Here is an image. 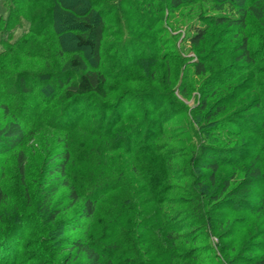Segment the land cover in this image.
Here are the masks:
<instances>
[{
    "label": "rangeland",
    "instance_id": "rangeland-1",
    "mask_svg": "<svg viewBox=\"0 0 264 264\" xmlns=\"http://www.w3.org/2000/svg\"><path fill=\"white\" fill-rule=\"evenodd\" d=\"M121 1L115 0L112 6L119 7L118 15L112 12L106 18L109 28L102 46L105 53L102 62L107 76V98L101 100L93 94L79 99L89 98L92 107H95L92 115L100 114L102 104L107 103V109L110 111L114 110V105H123L121 116L125 115V124H128L131 118L140 120L145 108L150 109L154 126L163 130L156 138V147L159 145L163 152L159 150L157 155L147 153L134 158L119 151L113 156L115 152H98V155L94 152L91 159L79 156L74 167L68 168V172H71L68 177L71 184L80 182L84 188L93 185L108 186L105 192L97 196V211L92 220L81 219L83 200L73 205L63 197L67 192L65 187L60 189L51 203L45 202L40 193V188L53 182L54 178L47 173L50 172L51 161L60 159L57 157L65 146L64 134L52 132L53 130L47 127L28 141L23 148L28 158L23 180L15 158L0 156V189L4 194L0 203V243L6 239L3 241L6 245L5 254L13 259L17 256V259L10 260L8 264H70L71 262L67 261L73 257V261L80 260L82 256H77L76 260V253L74 250L69 252V249L71 241L82 238L83 233L86 234V239L89 237L96 242V249L103 253V264H170V261L174 264H183L185 261H190V264H229L232 260L235 262L242 248L249 244L256 228H264V217L260 218L261 220L256 219L258 216L255 212L236 211L230 207V204L235 202L230 201L229 189L242 185V180L247 177L245 169L249 159L238 161L239 168L234 178V172H231L229 167H222L216 174V183L211 184L210 169L204 166L205 160L198 158V146L201 141L199 133L197 132L194 138V130L189 127V121H193V128H198L199 123L204 121L200 114L193 118V112H196L194 107L202 97L204 87L208 88L205 83L217 72V67L227 65L232 57L240 53L237 46L242 35L232 36L227 33L225 26H219L218 30L222 33L217 34L212 41H218L219 50L223 51L212 62L213 71L207 70L203 74H197L193 69L186 68L191 61L197 59L199 50L188 41L187 33L198 14L203 11L205 14L213 12L212 7H209L210 2L198 0L199 3L189 4L185 9H180V14L168 18L167 12L160 11L158 7L161 0H131L132 5L128 8H124L120 4ZM99 2L100 7H107L108 0ZM162 3L166 6L164 1ZM260 3L264 8V0ZM27 12H31L30 8ZM0 15H5L1 0ZM73 23L63 22L65 33L76 32L71 28ZM113 28L116 32L111 33ZM242 31L249 36L248 45L251 52L254 49L259 50L261 45L264 46V17L257 20L247 16ZM210 36L211 32L206 42L201 44L206 50L211 47ZM152 38H155L154 43H148ZM221 38L223 45L219 43ZM141 40H144L143 44L147 42L149 48L144 51L143 57H137L142 48ZM74 43V40L69 38L56 42L52 48L50 43L45 42V56L31 57L28 60L35 64L36 70L45 67L68 70L71 69L69 61L78 58L83 64L82 69L79 68L78 71H85L93 66L92 57L87 49L76 48ZM132 51L138 54L131 57L138 64L128 66L130 71L125 76H114L118 69L114 63L116 56L122 59L124 53ZM223 53L226 54L222 55ZM254 53L257 56L255 67H264V52ZM46 63H49V66H45ZM256 76L257 79H264V74ZM245 78L247 76L244 74L233 81L229 88L218 89L216 96L209 101L220 97L219 95L234 93L231 90L243 83ZM183 87L187 89V98L179 95ZM161 93L169 94V100L165 101L160 109H156L152 106L153 103L158 104L161 101ZM244 94L246 100L250 101L256 92L249 89ZM241 102L239 97L236 98L230 106L225 107L224 112L213 119L224 120ZM69 103L72 102H57L53 108H57L58 114L61 115ZM68 107H73L71 111L75 109L72 105ZM82 108L83 105H79L76 110L81 112ZM1 111L0 109V122L3 114ZM250 111L254 113L256 110ZM119 116L117 114L115 119H119ZM201 125L205 130L204 124H200L199 130ZM128 130L129 126L117 135H128ZM189 135L195 142L193 140V143L188 145ZM214 135L217 137H211V141L223 140L216 132ZM88 137L87 133L78 132L71 135L70 139L88 152L92 139L101 141V138L96 136H90L91 140H88ZM232 141V147L246 142L256 145L258 142L255 140L251 143V138L242 139L237 143ZM101 170L109 175V178L106 179L103 174L99 177L97 174ZM224 179H230L232 182L231 188L223 192L221 182ZM113 181L119 183L111 185L110 182ZM163 184H167L168 189L160 195ZM261 189L262 185L259 184L257 189L250 190L249 195L257 198ZM85 192L86 189H83L80 193L83 196ZM52 213L55 214L53 221ZM102 214L106 219L105 226L99 223ZM256 221L258 225H254ZM104 230L107 231L106 235ZM170 232L176 236L173 240L175 248L168 246L167 235ZM11 246L16 249L15 253ZM1 249L5 248L0 244ZM68 256H71L69 260ZM2 260L4 261V258Z\"/></svg>",
    "mask_w": 264,
    "mask_h": 264
},
{
    "label": "trees",
    "instance_id": "trees-1",
    "mask_svg": "<svg viewBox=\"0 0 264 264\" xmlns=\"http://www.w3.org/2000/svg\"><path fill=\"white\" fill-rule=\"evenodd\" d=\"M99 1L1 0L5 15H0V109L3 112L2 121L0 122V156H13L15 158L16 166L23 180L28 160L27 153L23 148L28 141L36 133L47 127L53 130L52 132L64 134L65 146H63V151H60L62 153L57 157L60 159L58 161L56 159L57 162L54 161L55 159L51 163L49 162V169H51L47 175L54 178L53 182L48 183L44 188H40V193L45 202L51 203L60 189L65 187L67 192L63 197L71 201L73 205L83 200L80 215L82 216L81 219L87 220L93 219L97 211L95 202L97 196L105 192L108 186L93 185L84 188L80 182L71 184L68 178L71 172H68V168L69 166L74 167L79 156L91 159L94 152L96 155L100 154L98 152H101V154L103 152H115L112 154L113 156L118 153L116 151H119V153L132 155V158H134L147 153H155L157 155L159 150L162 151L159 145L156 147V138L163 130L161 127L157 128L154 126V119L150 118V109L146 110L145 108L144 114L141 115L143 118L140 120L136 121V118H131L128 124H125V115L121 116L123 105H114V110L110 111L107 109V103L102 104L100 114L92 115L95 107H92L93 105L89 98L79 99L96 94L102 100L107 98L108 95L106 89L107 76L102 62L105 53L102 50V46L109 28L106 18L112 12L117 13L119 7H112L115 0H108L106 3L107 7L104 5V8L100 7ZM130 1L122 0L120 4L124 8H128L132 5ZM150 1L154 2V0ZM162 1H164L166 6H164ZM206 1L210 2L211 5L209 7H212L211 10L213 12H206L207 14H205V11L201 12L197 15L198 17L195 16L197 19L189 26L192 32L188 30V41L194 48H199V50L196 54L197 59L191 61L186 68L188 70L190 68L193 69V72L197 74H203L207 70L213 71L214 64L212 62L223 51L219 50L218 41H212L213 38L217 37V34L222 33L221 30H218L219 26H225L227 33L232 36L238 37L242 35L237 46L240 53L232 57L227 65L221 68L217 67V72L206 81L205 85L208 88L204 87L202 90V97L200 96L201 98H199L196 107H194L196 112L191 110L194 114L193 118L196 114H200L204 121L199 123L198 128H193V121H189V127H191L190 130H194V138L197 132L199 133L201 141L198 146V158L201 161H206L204 166L210 169L209 179L211 184L216 183V174L222 167H229L232 170L231 172H234L232 177L234 178L239 168L237 165L238 161L249 159L245 169L247 177L242 180V185L229 189L232 181L224 179L221 182V186L223 192L230 190V201L235 202L230 204L233 210L255 212L258 216L256 219H260L264 217V159H262L264 158V141H262L264 140V79H257L256 74H264V67H259L258 69L255 67L257 56H255L254 52H264V46L261 45L259 50L255 51L254 49L251 52L248 45L249 36L243 33L242 30L243 26L246 25L247 16L261 20L264 17V8L259 5L261 0ZM197 2L199 3L198 0H161L158 7L160 11L167 12L168 18H171L176 16V14H180V9H185L189 4ZM33 6L35 8H32ZM29 8L30 13L27 12ZM103 9L105 10L103 11ZM155 13L154 11V17ZM162 13L161 16L163 15ZM63 22L67 24L74 22V26L71 28L76 32L65 33V27L62 28ZM112 32H116L114 28L111 30ZM210 32L211 47L206 50L201 44L206 42ZM69 38L74 40L76 48L89 51L94 63L93 66L91 65L87 70L84 71L83 69L79 72V68L82 69V61L78 58H72L69 61L71 69L62 70L58 67L47 69L45 67V69L36 70L34 68L35 64L29 62L28 59L31 57L45 56L43 53L44 47H46L45 42L50 43L53 48L56 42H63ZM154 40L155 38H152L147 42L154 43ZM142 42L144 40H141L142 48L141 52L138 53L139 55L133 51L124 53L123 61L116 56L114 63H116L115 66L118 69L115 71L114 76L123 77L130 71L128 66L133 67L138 64L131 57L136 55H138L137 57H143L144 51L149 48V45L147 42L144 44ZM219 43L224 44L222 38L219 39ZM224 54L226 53L222 55ZM45 66H49V63H46ZM244 74L247 78L243 79V83L241 82L236 87L234 86V89L231 90L234 93L219 95L220 97L209 101L216 96L218 89L229 88L233 81ZM247 82L249 84H246ZM249 89H254L256 95L252 100L247 101L244 93ZM161 95V101L158 104L153 103L152 107L160 109L164 102L169 100V94L161 93ZM179 95L187 98V89L183 87ZM238 97L242 101L241 105L234 109L228 117L221 121L213 119L224 112L225 107L230 106L232 101ZM57 102L59 104L72 103H69L62 114L59 115L58 109L53 108V105ZM71 105L75 106L73 111H71L73 107H68ZM79 105H83L81 112L76 110ZM251 109L256 111L251 113ZM125 112L124 110L123 113ZM113 114L115 115L113 116ZM117 114L120 115L119 119H115ZM7 118L9 119L7 120ZM73 122L75 123L72 124ZM200 124H204L205 130L202 125L201 130H199ZM207 124L209 127L206 126ZM127 126H129L128 135L118 136L117 134L127 130ZM119 131L120 133H118ZM78 132L87 133L89 136L88 140H91L90 136H96L101 138V141L96 142V140L92 139L91 149L86 152L70 139L71 135ZM215 132L223 137V140L218 142L215 140L211 141V137H217L214 135ZM194 138L189 135L187 139L188 145L192 144L193 140L195 142ZM249 138H251V143L255 140L258 141L257 144H252L253 147L248 142L237 147L230 145L233 142L232 140L237 143L242 139ZM76 142L79 141L76 140ZM98 163L101 162L98 161ZM101 166L103 167V164ZM102 174L106 179L109 178V175H106L103 170L97 175L100 177ZM110 183L114 185L115 181ZM118 183L119 181L115 184ZM259 184L262 185L260 194L257 198L251 197L249 195L250 190L257 189ZM83 189H86V192L82 196L80 192ZM167 189V184H163L160 189V195L164 194ZM3 197L4 194L0 189V203ZM51 219L52 221L55 219L54 213H52ZM100 222L104 226L107 224L103 214L99 218ZM254 225H258L257 221ZM103 233L106 235L107 231L104 230ZM82 235L84 238L79 237L71 241L69 249V252L74 250L76 253V260L78 259L77 256H82V258L73 261L75 259L73 257L67 262H71L70 264H103L101 259L103 253L98 252L96 249V242L94 241V243L89 237L86 239L85 233ZM175 238L174 234L168 233L167 239L170 248H175L173 244ZM4 240L0 243L5 248L0 250V264H8L7 262L10 260L17 259V256H14L13 259L6 255ZM12 248L13 253H15L16 249ZM239 253L240 255L237 256L238 258L235 262L232 260L229 264H264V228H256V232L249 244L244 246ZM172 255H174L173 252ZM71 256H68L67 259L69 260ZM3 258L4 261L2 260ZM189 262L185 261L183 264H190ZM170 264L174 263L170 261Z\"/></svg>",
    "mask_w": 264,
    "mask_h": 264
}]
</instances>
